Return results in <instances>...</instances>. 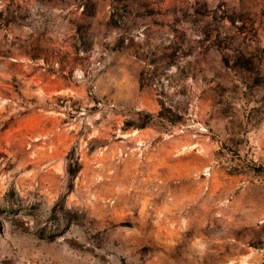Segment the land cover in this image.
<instances>
[{
  "label": "rangeland",
  "instance_id": "1",
  "mask_svg": "<svg viewBox=\"0 0 264 264\" xmlns=\"http://www.w3.org/2000/svg\"><path fill=\"white\" fill-rule=\"evenodd\" d=\"M0 264H264V0H0Z\"/></svg>",
  "mask_w": 264,
  "mask_h": 264
}]
</instances>
